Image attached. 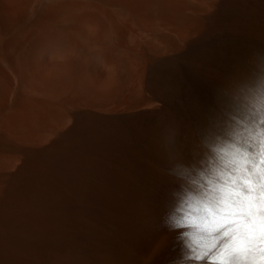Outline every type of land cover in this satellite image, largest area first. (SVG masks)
I'll return each mask as SVG.
<instances>
[{"label": "bare ground", "instance_id": "6f19581e", "mask_svg": "<svg viewBox=\"0 0 264 264\" xmlns=\"http://www.w3.org/2000/svg\"><path fill=\"white\" fill-rule=\"evenodd\" d=\"M258 51L264 0H0V264H183Z\"/></svg>", "mask_w": 264, "mask_h": 264}, {"label": "snow or ice", "instance_id": "6c2138e0", "mask_svg": "<svg viewBox=\"0 0 264 264\" xmlns=\"http://www.w3.org/2000/svg\"><path fill=\"white\" fill-rule=\"evenodd\" d=\"M234 108L207 140L211 159L186 193L188 211L169 220L189 229L183 264H264V113Z\"/></svg>", "mask_w": 264, "mask_h": 264}, {"label": "clouds", "instance_id": "9594fccd", "mask_svg": "<svg viewBox=\"0 0 264 264\" xmlns=\"http://www.w3.org/2000/svg\"><path fill=\"white\" fill-rule=\"evenodd\" d=\"M247 71L230 81L221 89L222 103L243 105L264 113V51L253 53ZM184 176V170L179 171Z\"/></svg>", "mask_w": 264, "mask_h": 264}]
</instances>
